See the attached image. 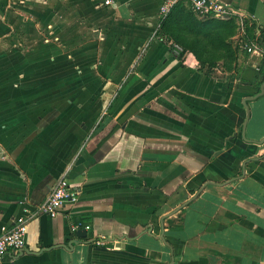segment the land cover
<instances>
[{"label":"crops","instance_id":"obj_1","mask_svg":"<svg viewBox=\"0 0 264 264\" xmlns=\"http://www.w3.org/2000/svg\"><path fill=\"white\" fill-rule=\"evenodd\" d=\"M210 1L243 15L264 42V0ZM161 3L30 0V7L57 9L50 17L60 28L58 54L74 48L55 69H69L63 80L72 90L37 116L0 111V232L64 176L79 196L53 218L30 219L25 246L0 264H169V248L145 230L151 225L158 236L162 216L208 181L216 185L163 219L172 264H264V142L241 137L243 101L259 91V57L239 47L237 15L212 18L233 21L232 34L194 46L189 5L175 6L163 31ZM67 14L75 27L69 38ZM173 37L188 56L170 52ZM226 44L234 60L225 64ZM194 52L211 54L216 65H201ZM247 106L244 136L263 140L264 95ZM76 224L85 237L72 231Z\"/></svg>","mask_w":264,"mask_h":264},{"label":"rangeland","instance_id":"obj_2","mask_svg":"<svg viewBox=\"0 0 264 264\" xmlns=\"http://www.w3.org/2000/svg\"><path fill=\"white\" fill-rule=\"evenodd\" d=\"M0 10V96H7L3 97L6 102L0 103V111L16 115L28 110L31 116H37L52 110L58 105L53 106L56 96L64 98V92L68 90V94L72 90L63 80L69 77V69H55L59 58L66 55L68 60L74 48L71 46L66 53L58 54L60 28L58 19L50 17V10L57 9L30 7V0H4ZM67 16L62 21L66 26L65 36L69 38L74 36L75 27L74 19L70 14ZM14 98L19 102H9ZM45 98H50V104L44 103Z\"/></svg>","mask_w":264,"mask_h":264},{"label":"built area","instance_id":"obj_3","mask_svg":"<svg viewBox=\"0 0 264 264\" xmlns=\"http://www.w3.org/2000/svg\"><path fill=\"white\" fill-rule=\"evenodd\" d=\"M180 3H187L190 10L199 17L221 18L227 17L231 14L237 15L241 19V30L239 34L238 44L248 54L259 57V61L254 64L258 70V66L264 57V50H262L256 42L246 40V32L244 27V17L241 14L230 10L229 6L221 2H213L210 0H162L159 8V18L163 20L170 11ZM115 0H98V6L102 8H109L114 6ZM170 52L180 59L185 58L189 53L184 48L174 41L168 42ZM79 192L72 187L66 177L58 180L55 187L48 195V197L38 206L30 209L23 207L21 213L17 216L14 224L10 228H2L0 232V261L7 255L9 251L18 252L25 246V237L27 232L28 221L36 216L45 214L49 217L58 215L61 207L66 204H75L78 200ZM80 228V224L72 227V231ZM89 229L88 226L85 227Z\"/></svg>","mask_w":264,"mask_h":264},{"label":"trees","instance_id":"obj_4","mask_svg":"<svg viewBox=\"0 0 264 264\" xmlns=\"http://www.w3.org/2000/svg\"><path fill=\"white\" fill-rule=\"evenodd\" d=\"M192 14L190 17L188 16L187 20L189 22H192V23H188V25L191 26L189 28H191L193 31V35H194L193 45L194 46H197V44L203 38H205L204 39L205 45L208 43H210L211 45H215L218 43L219 39H221V41H222V37H221L222 31H226V33H228V35L232 34L234 32L235 25H234L233 21L219 22L215 19H212L211 17L210 18L209 17H203L201 20H195L194 18H192ZM172 15H173V13H172V11H170V13L163 20H161L160 27H162L163 31L165 30V26L167 25L169 20L171 21ZM244 24H245V32H246L245 38H246V40L256 42L258 44V46L262 50H264V42H263L262 38L260 36L256 37L254 34V28H253L254 24L252 23L251 25H247L248 23H246V22H244ZM205 29H207V30L209 29V31L204 32ZM210 30H213V31H210ZM173 38H174V41L181 42V40L179 38H176V37H173ZM194 46H192V47H194ZM186 47L184 46V50ZM192 47H191V49H193ZM223 47H224L225 52L221 56V58L224 59L225 64L227 61L231 63L232 60H234V52L228 44H226ZM194 56L201 65H205V64H208L209 66H215L216 65V63L213 62L211 59V54H204V52L203 53L194 52ZM258 75L260 76V80L256 84L257 89L259 88V85L264 78V57L262 58V60L259 63V66H258ZM191 191L194 192V190H191Z\"/></svg>","mask_w":264,"mask_h":264},{"label":"water","instance_id":"obj_5","mask_svg":"<svg viewBox=\"0 0 264 264\" xmlns=\"http://www.w3.org/2000/svg\"><path fill=\"white\" fill-rule=\"evenodd\" d=\"M263 95H264V78H263V80H262V82H261V84H260L259 91H258L254 96L246 97V98L244 99V101H243V106H244V109H245V118H244L243 123H242L241 137H242V139H243L245 142H247V143H252V144L260 145V144H262V143L264 142V139H263V140H260V141H252V140H248V139H246L245 136H244V130H245V126H246V121H247L248 116H249V110H248L247 102H248V101L255 100L256 98L261 97V96H263ZM254 159L256 160V159H258V158H254ZM245 164H246V162H245L244 165H243V169H242V171H243L242 173H243V174H242L240 177H238V178H241V177L244 175V173H245ZM238 178H234V179H238ZM230 181H231V180H230ZM207 185H216V184H215L214 182H211V181H208V182L204 183V184L201 186V188H199V190H198V191L192 196V198H190L189 200L185 201L183 204H181L180 206H178L177 208H175L172 212H170V213H168V214L162 216V218H161V220H160L161 233H160L158 236H155V235H152V234H151V230H152L151 225L147 226V228H146V230H145V232H146L148 235L152 236L153 238H155V239H157V240H161V241L165 244V246H167V247L169 248V250H170V252H171V260H170L169 264H172V263H173V259H174V258H173V254H172V248H171V246L166 242V240H165V238H164L163 219H164L165 217H167V216H169V215H172V214H174L175 212L181 210L183 207H185L187 204H189L193 199H195V198L200 194V192H201V191L205 188V186H207ZM76 235H77L78 237H85V236H86V231H85V230H82V229L77 230V231H76ZM76 243H78V242H76V241H72V243H71L69 246L72 247V245H73V244H76ZM65 248H66V247H65Z\"/></svg>","mask_w":264,"mask_h":264}]
</instances>
